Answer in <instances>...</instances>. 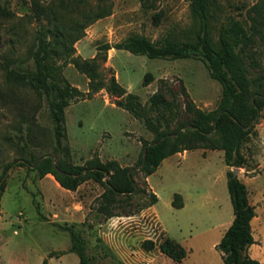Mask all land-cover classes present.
<instances>
[{
    "label": "rangeland",
    "instance_id": "obj_1",
    "mask_svg": "<svg viewBox=\"0 0 264 264\" xmlns=\"http://www.w3.org/2000/svg\"><path fill=\"white\" fill-rule=\"evenodd\" d=\"M2 1L13 15L0 25V87L4 86L2 65L12 54L11 48L19 46V53L24 54L35 28L29 16L30 0ZM111 1L112 14L86 28L85 35L74 45V55L87 60L96 56L99 77L107 80L113 74L127 93L138 96L145 108L149 96L157 90L172 99L179 115L170 128L191 116L185 110V102L203 110L213 109L221 86L210 78L201 60L151 59L126 50L111 48L105 52L101 48L134 34L152 41L166 34L178 41L195 40L199 20L189 1L158 0L156 9L150 10L142 8L139 0ZM258 2L264 6V0H210L207 14L213 40H217L220 26L233 20L248 27L247 10ZM159 11L161 19L154 24L152 16ZM255 57L260 66L254 73H264V41ZM146 74L151 81L144 85ZM62 75L78 90L65 108L63 144L69 148L71 162L83 165L96 155L102 161L115 159L130 170L137 167L142 140L151 142L154 133L141 119L118 107L105 89L89 92V79L73 64L64 66ZM260 115L256 134L243 144L248 164L258 172L241 175L240 180L257 192L260 228L254 235L261 239L248 254L264 264V111ZM146 116L154 117L155 113L146 108ZM14 119L13 111L0 103V176H4L5 183L0 192V264H40L51 251L57 254L48 258V264H78V256L70 250V228L82 234L94 264H224L216 244L231 222L232 205L223 174L222 150L198 148L184 156L168 157L148 179L139 170L132 171L138 187L146 192L152 189L158 201L138 210L147 200V194L139 192L126 207L131 215H102L101 222L95 223L97 199L103 191L96 181H84L71 191L60 186L51 174L40 177L36 170L18 162L7 174L4 172L5 166L17 157L11 146L14 137L10 125ZM39 120L49 124L45 112ZM46 148L52 153L51 144ZM229 169L233 168L227 166ZM176 192L187 198L183 209L171 205ZM85 221L92 226H84ZM165 236L185 248L186 256L181 261L160 251L159 243ZM145 239L155 241L152 250L141 246Z\"/></svg>",
    "mask_w": 264,
    "mask_h": 264
},
{
    "label": "trees",
    "instance_id": "obj_2",
    "mask_svg": "<svg viewBox=\"0 0 264 264\" xmlns=\"http://www.w3.org/2000/svg\"><path fill=\"white\" fill-rule=\"evenodd\" d=\"M157 1L139 0L141 7L147 10L156 9ZM188 1L193 15L199 20L195 40L178 41L166 34L152 41L144 35L134 34L101 47L105 52L114 48L151 59L191 58L205 64L210 78L221 86L216 106L203 110L185 102V110L191 116L185 121H177L170 128L179 115L178 105L172 99H166L160 90L153 92L146 108L155 116L144 117L146 108L136 94L127 93L113 74L107 80L99 77L96 56L87 60L74 55V45L85 35L86 28L112 14L111 0H30L29 16L35 24L31 38L24 54L19 53V46L14 45L12 54L2 65L4 86L0 87V103L13 111L15 121L10 125V132L14 141L10 145L17 154L5 166L4 172L18 162V165L36 170L40 177L51 174L60 186L71 191L84 181H96L103 191L97 199L95 223L101 222L102 215H131L126 207L139 192L147 194V200L140 204L138 210L158 201L152 190L146 192L138 187L134 173L128 174L130 167L121 165L115 159L102 161L95 155L83 165L71 162L69 148L63 144L66 138L65 108L78 90L62 75L63 67L69 63L87 76L89 92L105 89L115 98L114 103L118 107L141 119L144 126L154 133L151 142L142 140L137 163V166L141 165L139 171L145 177L151 175L164 158L197 148L222 150L226 165L243 167L247 162L243 144L249 136L256 134L255 125L264 111V73H254L260 66L255 55L264 41V6L258 2L247 10L248 27L240 20L220 26L214 41L207 14L210 0ZM12 15L5 2L0 0V25L10 20ZM161 15V11L153 14L154 24L159 23ZM20 43L18 41V45ZM150 81L151 76L146 74L143 84L147 85ZM44 112L48 125L39 120ZM47 144H51L52 153L47 150ZM3 177L0 176V181ZM226 179L233 219L216 247L224 264H260L247 252L248 247L255 243L251 229L255 210L248 200L246 185L233 175L232 169L226 171ZM4 186L2 182L0 192ZM171 205L174 208L183 207L180 193L173 194ZM83 224L92 226L86 221ZM69 234L70 250L78 256V264H94L82 234L72 228ZM155 245L152 239L141 243L147 251ZM159 249L174 261L179 262L186 256L185 248L168 236L159 243ZM55 254V251L49 252L40 264H48V258Z\"/></svg>",
    "mask_w": 264,
    "mask_h": 264
},
{
    "label": "crops",
    "instance_id": "obj_3",
    "mask_svg": "<svg viewBox=\"0 0 264 264\" xmlns=\"http://www.w3.org/2000/svg\"><path fill=\"white\" fill-rule=\"evenodd\" d=\"M257 125L258 124H256V126H255V130H257ZM257 134H258V131H257ZM198 149V148H197ZM203 149V148H202ZM193 150H195V149H193ZM189 151H191V150H185V151H183V152H178V153H175V154H172V155H170V156H168V157H172V156H184V155H186ZM202 152L203 151H201V154H202ZM223 152V151H222ZM203 156V155H202ZM168 157H166V158H164L162 161H161V163L162 162H164V160H166ZM223 157V156H222ZM248 158V157H247ZM161 163L159 164V166L161 165ZM223 163H224V168H223V174L225 175V177H226V171H227V166L228 165H226V163H225V161H224V157H223ZM158 166V167H159ZM158 167H157V169H158ZM259 167V165H257V168ZM256 167H253V166H251V165H249L248 164V162H246L245 163V165L243 166V167H239V171H238V174H237V177L240 179V176L241 175H243L244 177H246V176H253L254 174H256L257 172H256V169H255ZM156 169V170H157ZM155 170V171H156ZM154 171V172H155ZM153 172V173H154ZM152 173V174H153ZM150 176V175H149ZM149 176H147V179H148V177ZM227 179H225V181H226ZM245 184V183H244ZM227 185V184H226ZM246 185V184H245ZM246 188H247V185H246ZM152 190V189H151ZM178 193V192H177ZM247 193H248V200H249V202L254 206V210H255V216L253 217V219L251 220V229H252V234H253V238H254V240H255V243H253V244H251L249 247H248V253H250V249L252 248V246H255V245H257V244H259L260 243V239H261V237H256L255 235H254V233H255V231L256 230H258V228H260V218H259V214H258V212H257V205L259 204V202L257 201V192H256V190H253L252 188H250V189H248L247 188ZM181 194V193H180ZM181 196H182V200H183V207H181V208H175V209H183V208H185L186 207V205H187V198L185 197V195H183V194H181ZM230 198V197H229ZM172 199H173V197H172ZM172 201V200H171ZM231 202V201H230ZM154 205V204H153ZM232 219H233V211H232V218H231V222H232ZM231 222L228 224V226L231 224ZM228 228V227H227ZM227 228H225L224 230H223V233H224V231L227 229ZM250 255V254H249ZM250 257H252V258H254V259H256L255 257H253V256H251L250 255ZM257 260V259H256ZM260 264H263V262H261L260 260H257Z\"/></svg>",
    "mask_w": 264,
    "mask_h": 264
},
{
    "label": "water",
    "instance_id": "obj_4",
    "mask_svg": "<svg viewBox=\"0 0 264 264\" xmlns=\"http://www.w3.org/2000/svg\"><path fill=\"white\" fill-rule=\"evenodd\" d=\"M142 155H143V160H144V158H145V148L143 149V153H142ZM45 156H46V155H45ZM45 156H44V157H45ZM47 156L52 157L51 154H47ZM12 166H13V165H12ZM12 166L8 169V171L12 168ZM140 166H141V165H138V166L135 167L134 169L129 170L128 174H130L132 171L139 170V169H140ZM8 171L6 172V174L8 173ZM232 171H233V175H234V176H237V173H238V171H239V167L233 168ZM3 179H4V177L2 178V180H3ZM2 180L0 181V185H1V183H2Z\"/></svg>",
    "mask_w": 264,
    "mask_h": 264
}]
</instances>
